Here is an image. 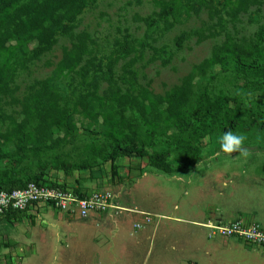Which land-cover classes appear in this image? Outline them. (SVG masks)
<instances>
[{
  "label": "rangeland",
  "instance_id": "rangeland-1",
  "mask_svg": "<svg viewBox=\"0 0 264 264\" xmlns=\"http://www.w3.org/2000/svg\"><path fill=\"white\" fill-rule=\"evenodd\" d=\"M156 10L151 0H96L77 17L74 33H86L93 41L87 48L102 57L115 48V39L122 41L125 30L129 38L128 44H124L132 45L135 50L120 57L112 71L127 80L133 72L137 84L152 96H163L186 78L188 96L184 99L179 125L175 119L167 118L165 105H161L155 123L141 122L133 126L137 147L143 154L130 158L117 156L113 163L118 177L112 176L111 161L102 157L96 158V165L90 170H74L70 177H65L63 172L48 171L50 179L93 190L88 192L109 191L117 206L131 212L109 210L87 219H67L65 214L41 206V212L24 214L10 223L0 219V264H264V247L238 242L237 238H208V231L197 224L206 223L209 216L223 225L235 220L248 224L254 222L250 218L257 221L264 214L261 202L264 199V128L257 123L261 119H257V111L264 103V90L242 89L248 80L232 71V63L211 67L202 76L197 73L198 65L210 58L214 46L222 43L223 34L199 43L191 36L181 42L180 48L176 47L175 39L209 25L206 10L197 15L183 14L169 31H156L148 37L141 19ZM223 27L236 41L247 42L258 37L257 45L264 50V4L248 7L234 21L225 20ZM27 46L32 49L33 45L27 43ZM69 46L68 38L57 35L48 55L28 64L26 70L20 69L15 78L19 87L16 96L22 97L33 81L48 79L61 96L73 99L80 89V77L74 73L52 74L62 47ZM151 48L160 50V54ZM134 56L135 62L131 66L126 64ZM85 60L86 57L78 68ZM162 60L168 63L163 65ZM221 67L225 71L218 73ZM92 75L87 81L90 84L85 85L88 91H93L95 86L96 97L91 99L105 97L108 90L105 70L97 72L95 77ZM213 75L215 78L211 79ZM258 76L264 81V76ZM117 86L126 88L120 82ZM178 95L183 99V92ZM205 97L222 100L221 117L227 116L226 113L239 117L241 123L233 133L246 137L243 147L247 155L220 151L218 139L223 134L220 123L209 124L203 113L196 110ZM256 97L260 104L256 103ZM93 103L100 117L93 122L73 112L75 126L69 142L59 133L62 142L59 148L55 147L53 155L62 152L73 163L76 159L90 160L91 148L105 142L106 154L110 151L111 141L103 134L107 126L101 123L107 114L117 119L118 112H111L107 102L102 105L95 100ZM12 110L18 111V108L4 107L5 113ZM183 119L190 122H182ZM5 127L0 125V133ZM125 130L121 131L128 133ZM185 145L186 158L180 172L177 159L183 152L181 146ZM154 156L165 158L168 173L154 168ZM7 165L1 162L0 172ZM140 213L150 215L151 222L145 224ZM136 224L141 228L136 229Z\"/></svg>",
  "mask_w": 264,
  "mask_h": 264
},
{
  "label": "trees",
  "instance_id": "trees-1",
  "mask_svg": "<svg viewBox=\"0 0 264 264\" xmlns=\"http://www.w3.org/2000/svg\"><path fill=\"white\" fill-rule=\"evenodd\" d=\"M95 1L0 0V125L6 126L4 132L0 133V163L9 165L0 172V192L23 189L29 183H33L40 187L70 189L76 193H85V190H81L84 189L82 187L50 179L48 171L63 172L65 177H70L74 170H90L96 165V158L102 157V160L111 161L112 176L118 177L117 167L113 163L117 156L130 158L133 155L143 154L142 149L137 147L133 126L141 122L148 125L155 123L154 118L159 113L158 107L161 105H165L167 118L178 122L176 125H179L183 118L182 107L186 103L185 97L188 96L186 78L179 86L172 87L163 96H152L149 91L137 84L133 72H130V80L123 75L117 77L113 73V66L119 58L135 50L132 45L126 46L129 37L125 30L122 41L115 39V48L108 56L102 57H97L87 48V44H92L93 41L89 40L86 33H74L77 17L88 6L94 5ZM151 2L157 10L141 19L148 37H152L156 31H169L174 23L180 22L183 14L188 15L193 12L197 15L204 9L210 18L209 25L178 37L175 39L176 47L180 48L181 42L191 36H194L199 43L223 34L222 43L214 46L210 58L198 65L197 73L202 76L204 71L211 67L232 63V71L248 80L242 89L247 88L253 92L264 90V81L258 76V74L264 76V50L261 51L260 46L257 45L258 37L247 42L236 41L224 31L223 27L225 20L234 21L237 15L245 13L248 7H259L264 4V0H151ZM57 35L68 38L70 46L62 47L60 60L56 63L52 74L55 76L76 74L80 77V89L76 90L77 93L71 99L61 96L48 79L35 80L25 88L22 97H17L19 87L15 83V78L18 71L26 70L28 64L40 61L41 56L48 55L56 44ZM27 43L33 45L32 49ZM151 50L160 54L158 49L151 48ZM84 57L86 60L78 68ZM136 58L134 56L126 64L131 66ZM167 63V60H162L163 65ZM102 70H105L104 80L108 83V90L104 93L105 97H97L95 100L102 105L107 102L111 112H118L117 119H114L112 114H107L103 116L104 121L101 123L107 126L103 134L111 141L110 151L106 154L105 142L96 148H91L90 160L76 159L73 163L66 160L62 152L61 155H53L55 147L59 148L62 142L59 133H63L69 142L68 139L75 126L73 112L93 122L100 117L95 110L96 106L93 103L95 100L91 99L96 97L95 86L93 91H88L85 85L90 84L87 83L90 75L93 74L92 76L95 77L96 73ZM224 71L225 69L221 67L218 73ZM213 78L215 75L211 79ZM118 82L126 85V88L121 89L117 86ZM180 92L184 93L183 99L178 95ZM256 98V103L260 104L259 98ZM221 101L217 97L212 99L205 97L196 110L203 113L209 124L215 121L220 123L222 133L234 132L241 120L239 117H231L228 113L227 116L221 117L220 112L223 111ZM7 105L18 108V111L5 113L4 107ZM259 107L261 109L256 113L257 119H261L257 120V123L260 128H264V103ZM126 112L129 113L128 117L125 116ZM186 121L190 122L189 119H183L182 122ZM125 129L128 133L121 131ZM119 142L127 143L128 146L120 145ZM4 148L10 150L5 151ZM181 149L183 152L177 159L179 164L177 168L180 172L184 166L187 146H181ZM153 162L154 168L165 173L169 172L164 157L154 156ZM24 213L26 211H8L1 215L0 219L10 223V220L18 219Z\"/></svg>",
  "mask_w": 264,
  "mask_h": 264
},
{
  "label": "built area",
  "instance_id": "built-area-1",
  "mask_svg": "<svg viewBox=\"0 0 264 264\" xmlns=\"http://www.w3.org/2000/svg\"><path fill=\"white\" fill-rule=\"evenodd\" d=\"M49 206L53 210L64 213L68 217L87 219L91 216L103 215L109 210L130 211L117 206L109 191L76 193L70 189L40 187L29 183L25 188L10 192H0V216L8 211L24 212L34 206ZM131 212V211H130ZM144 216V223L149 224L150 215ZM208 238H237L247 244L264 247V232L256 223L246 224L235 220L227 225L219 223L204 224ZM136 229L141 225L136 224Z\"/></svg>",
  "mask_w": 264,
  "mask_h": 264
},
{
  "label": "clouds",
  "instance_id": "clouds-1",
  "mask_svg": "<svg viewBox=\"0 0 264 264\" xmlns=\"http://www.w3.org/2000/svg\"><path fill=\"white\" fill-rule=\"evenodd\" d=\"M245 140H246V137L242 134H234L232 131L223 133L222 136H220L218 139V143L220 145V151L223 153H228V154L238 153L241 156L247 155V149L243 147ZM207 223L208 222L203 223L201 224V226L203 227V225Z\"/></svg>",
  "mask_w": 264,
  "mask_h": 264
},
{
  "label": "crops",
  "instance_id": "crops-1",
  "mask_svg": "<svg viewBox=\"0 0 264 264\" xmlns=\"http://www.w3.org/2000/svg\"><path fill=\"white\" fill-rule=\"evenodd\" d=\"M141 177V176H140ZM133 188V186L131 187ZM81 190H85V193H89L88 191H93V190H89V189H81ZM94 191H100V190H94ZM105 191V190H104ZM115 202V201H114ZM261 202L264 203V199H261ZM41 205L40 206H34L32 208H30L26 213L24 214H28V213H36L37 211L41 212V209H40ZM262 209H264V205H262ZM57 212V211H56ZM60 213V212H58ZM64 214V213H63ZM67 216V215H66ZM250 217V216H249ZM71 217H68L67 216V219H70ZM251 221H254V222H249V223H256L259 225V227L262 229V231L264 232V214L261 213L260 216H259V219L257 221L253 220L252 218H250ZM215 221H217L216 218H213L212 216H209L205 219V222H209V223H215ZM219 222V221H217ZM245 222V221H244ZM204 222H200V223H197L199 226H201V224H203ZM238 242H241V240H237ZM245 243V242H244ZM227 244V243H225ZM247 244V243H246Z\"/></svg>",
  "mask_w": 264,
  "mask_h": 264
}]
</instances>
